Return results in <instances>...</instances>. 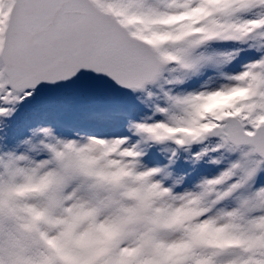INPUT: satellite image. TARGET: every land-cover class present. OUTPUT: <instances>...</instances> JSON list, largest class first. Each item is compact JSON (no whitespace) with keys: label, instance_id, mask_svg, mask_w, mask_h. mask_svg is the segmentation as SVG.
<instances>
[{"label":"snow or ice","instance_id":"snow-or-ice-1","mask_svg":"<svg viewBox=\"0 0 264 264\" xmlns=\"http://www.w3.org/2000/svg\"><path fill=\"white\" fill-rule=\"evenodd\" d=\"M0 264H264V0H0Z\"/></svg>","mask_w":264,"mask_h":264}]
</instances>
